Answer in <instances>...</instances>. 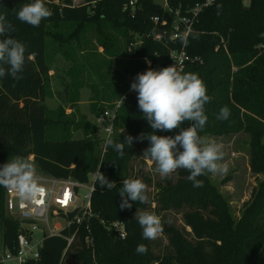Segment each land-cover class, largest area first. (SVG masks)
<instances>
[{
    "label": "trees",
    "instance_id": "1",
    "mask_svg": "<svg viewBox=\"0 0 264 264\" xmlns=\"http://www.w3.org/2000/svg\"><path fill=\"white\" fill-rule=\"evenodd\" d=\"M128 1L84 0L77 6L71 0H63L62 5L45 3L52 15L42 20L39 27H33L16 19V12L31 0H0V14L16 28L12 37L26 45L25 64L20 73L23 78H0V166L17 155L32 156L38 173L86 182L89 174L100 169L117 185L108 191L95 181L89 231L79 228L69 246L63 236L72 235L73 227L63 230V236L45 238L40 258L27 264H264V180L237 219L213 183L211 173L198 177L203 181L200 188L193 187L187 178L189 172L184 169L156 180L153 176L159 173L155 163L143 156L151 146L147 139L134 140L132 146L125 144L121 156L106 142L103 149L101 142L91 136L95 131L92 123L65 119L62 107L61 112L59 107L51 112L44 104L45 98L55 95L49 80L54 55H68L71 42L80 47L83 34L89 30L95 33L96 44L103 47L109 58L118 57L120 52L128 57L124 74L131 82L143 73L145 59L163 68L170 65L169 51L176 46L169 40L170 15L153 0H137L133 8H125ZM199 1L166 0V3L170 9L182 11ZM217 5L221 7L218 9ZM245 7L242 0H217L199 13L185 45L186 52L199 60L187 62L182 72L198 74L212 97L205 105L208 121L199 132L201 137L206 133L241 130L250 133L253 168L264 172V123L259 120H264V0H250L249 8ZM154 16L167 19L168 25H155ZM66 23L75 24L67 35L57 29ZM158 32L162 33L159 41L154 39ZM47 36L56 42L49 44ZM71 73L72 84L65 87V97L75 111L83 84L77 82L73 89ZM127 78L117 81V90L111 93L101 82L103 98L126 97L117 110L110 135L118 142L128 135L138 137L153 132L138 107V94L126 93ZM97 90L98 87L92 90L91 101ZM224 106L231 113L226 121L217 119ZM51 113L56 114L55 119ZM189 124L185 122L182 127ZM49 129H56L55 132L65 129L67 137L48 140ZM77 130L83 131L82 138L72 137L71 133ZM179 131L157 130L155 134L174 137ZM123 179H140L147 186L148 202L130 201L131 209L121 210L118 191ZM4 195L5 188L0 186V243L13 250L20 222L6 214ZM137 210L161 218V234L167 241L164 250L156 252L153 240L142 237L143 230L135 217ZM172 215H180L184 227H178L176 220L170 219ZM116 220L126 226L124 239L116 237L107 227ZM86 235L91 238L89 247L84 242ZM138 244L147 246V254L136 253Z\"/></svg>",
    "mask_w": 264,
    "mask_h": 264
},
{
    "label": "clouds",
    "instance_id": "2",
    "mask_svg": "<svg viewBox=\"0 0 264 264\" xmlns=\"http://www.w3.org/2000/svg\"><path fill=\"white\" fill-rule=\"evenodd\" d=\"M221 6L217 5L219 9ZM52 15L46 7L45 0H32L24 4L17 12L16 19L33 27H39L42 20ZM15 25L0 14V78L6 76L14 80L22 79L25 64L26 45L13 38ZM186 43V40H185ZM135 91L138 107L144 118L153 129L152 133H141L138 137L125 136L123 141H114L111 136L106 140L121 156L125 144L132 146L134 140L147 139L150 147L143 156L149 157L156 165V171L165 178L171 177L178 169L189 172L188 180L194 188L203 187V181L198 177L206 174H226L228 166L224 160L223 145L215 140H206L199 134L205 128L208 117L205 105L212 97L207 94V87L198 74L182 72L175 65L160 70L149 69L136 76L130 85ZM123 101L126 97H122ZM230 109L224 106L220 109L217 119L228 120ZM190 122L188 127H182ZM180 129L173 136L155 134L157 130L173 131ZM96 183L101 189L111 191L117 185L98 170ZM0 186L15 191L22 200H30L38 196L42 189L37 179L35 165L27 157L17 155L0 166ZM147 186L140 179H123L118 193L121 197L120 209H131L132 202L146 204ZM142 228V237L155 240L163 232L161 218L148 211L137 210L135 214ZM137 254H147L145 244H138Z\"/></svg>",
    "mask_w": 264,
    "mask_h": 264
},
{
    "label": "rangeland",
    "instance_id": "3",
    "mask_svg": "<svg viewBox=\"0 0 264 264\" xmlns=\"http://www.w3.org/2000/svg\"><path fill=\"white\" fill-rule=\"evenodd\" d=\"M153 1L160 5L163 4V0ZM83 2L84 0H71L73 6L80 5ZM45 3L62 5L63 0H45ZM74 26L75 24L73 23H66L64 27L61 26L57 29L62 30L67 35ZM110 32L117 36L114 30H110ZM46 41L51 45L56 42L49 36L46 37ZM119 41L121 45V40ZM72 43H69L70 50L68 55L56 53L52 59L49 80L51 90L55 95L51 98H45L44 104L51 112H55L58 107L60 108L58 111L61 112L62 107V115L65 116L63 117L65 119H72L74 122L79 123L82 120L84 121V119L91 122L95 127V131L91 133V136L98 139L102 144L106 138V133L103 127L97 123L98 112L101 108L111 106L118 99L103 98L101 82L103 81L108 90L107 93L114 91L117 81L119 82L121 78L124 80L127 78L124 71L128 57L123 52H120L118 57L109 58L104 53L103 47L96 44L95 33L90 30L83 34L80 47L77 48ZM257 49L262 51V49ZM70 72L73 75V89L77 82H82L83 87L79 90L80 103L77 105L75 111L71 110L69 112L65 111L66 108L70 107L68 99L65 97V87L72 84L70 83ZM126 82L130 85L131 79L127 78ZM96 87H98V94L91 101V96L94 95L93 91H95ZM51 118L55 119L56 114L51 113ZM259 120L264 123V120ZM71 128L73 127L70 125ZM55 130L49 129L47 131L46 138L48 140L65 139L67 137L65 129H59L58 132H55ZM81 132L83 131H73L71 135L72 137H81ZM202 137L206 140H215L223 145L225 155L222 163L227 164L228 171L226 174H211V179L227 200L232 214L238 219L251 202L260 182L264 180V172L256 171L253 168V147L250 133L241 130L228 134L206 133ZM153 177L157 180L161 178V175L158 174V176ZM84 193V190H80L81 195ZM170 219H175L178 227H184L180 215H172ZM153 242L156 246V252L164 250L167 244L162 234L153 240Z\"/></svg>",
    "mask_w": 264,
    "mask_h": 264
},
{
    "label": "built area",
    "instance_id": "4",
    "mask_svg": "<svg viewBox=\"0 0 264 264\" xmlns=\"http://www.w3.org/2000/svg\"><path fill=\"white\" fill-rule=\"evenodd\" d=\"M215 1L217 0H201L181 11L170 9L166 0H163L162 7L171 18L169 40L176 45L169 51V66L175 65L178 70L183 71L187 62L199 60L197 56H191L186 52L185 40L191 34L193 23L199 13ZM242 1L245 6H248L250 2V0ZM136 2L137 0H129L125 8H133ZM152 21L161 27L168 25V20L159 16H154ZM154 39L161 40L162 33H156ZM144 62L143 73L150 68L153 70L163 68L153 65L150 59H145ZM130 85L126 93L132 92ZM122 97L111 106L104 107L98 112L97 123L103 127L106 133V138L102 143L103 149L107 138L114 131V120L122 103ZM29 159L32 160V156ZM97 172L89 174L86 182H79L72 178H57L36 172L42 191L30 200H22L15 191L5 188V212L20 222V229L13 250L0 243V264H27L30 261H35L40 258L45 238L63 236V230L73 227L72 235L63 236L69 246L79 228L84 227L88 230L90 219L93 217L91 194L94 190ZM80 190H84L85 193L81 195ZM107 227L120 239H124L127 235L126 226L122 221H112ZM84 242L86 246H91L89 235L85 236Z\"/></svg>",
    "mask_w": 264,
    "mask_h": 264
},
{
    "label": "crops",
    "instance_id": "5",
    "mask_svg": "<svg viewBox=\"0 0 264 264\" xmlns=\"http://www.w3.org/2000/svg\"><path fill=\"white\" fill-rule=\"evenodd\" d=\"M80 102H79V100H78V102H77V105L79 104ZM71 110H73L74 111V109H72V108H70V107H68V108H66L65 109V111H71ZM87 121V120H86ZM87 122H89V121H87ZM89 123H91V122H89ZM78 131H81V130H77V131H75V132H78ZM83 137V132H81V137H73V138H82Z\"/></svg>",
    "mask_w": 264,
    "mask_h": 264
},
{
    "label": "water",
    "instance_id": "6",
    "mask_svg": "<svg viewBox=\"0 0 264 264\" xmlns=\"http://www.w3.org/2000/svg\"><path fill=\"white\" fill-rule=\"evenodd\" d=\"M245 8H246V9H248L249 7H248V6H246Z\"/></svg>",
    "mask_w": 264,
    "mask_h": 264
}]
</instances>
